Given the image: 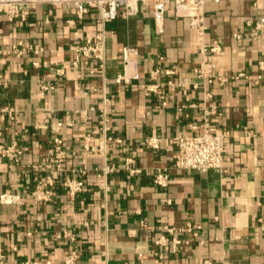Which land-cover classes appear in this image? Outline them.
I'll use <instances>...</instances> for the list:
<instances>
[{"label": "crops", "instance_id": "0c3cea01", "mask_svg": "<svg viewBox=\"0 0 264 264\" xmlns=\"http://www.w3.org/2000/svg\"><path fill=\"white\" fill-rule=\"evenodd\" d=\"M22 10L13 20L0 12V143L23 149L17 162L0 158V264H65L73 250L79 264H264V79L256 82L264 28L252 38L247 27L264 18V0L208 1L202 38L173 10L159 32L152 3L105 24L93 14L77 19L70 3ZM100 33L105 59L74 65L73 47ZM18 44L26 50L13 52ZM126 46L139 50L140 78L117 82ZM207 122L226 136L223 167L179 168L176 138ZM56 137L69 151L64 175L86 186L71 195L58 183L50 201L37 202L32 166ZM158 172L169 174L168 186L155 183ZM4 193L19 202H2ZM188 222L200 235H183L178 251L157 242L172 238L164 226Z\"/></svg>", "mask_w": 264, "mask_h": 264}, {"label": "built area", "instance_id": "2783aa9c", "mask_svg": "<svg viewBox=\"0 0 264 264\" xmlns=\"http://www.w3.org/2000/svg\"><path fill=\"white\" fill-rule=\"evenodd\" d=\"M210 0H0V12L9 16L11 20L18 17H25L22 10L23 5H36L38 3H48L53 6L70 3L74 6V12L77 19H85L90 15H95L96 21L101 24L118 17H130L139 13L140 5L142 3L153 4V16L158 24V31H163V24L166 16L170 10H173L176 17H184L190 20V28L194 36L202 38L206 32L205 23V9L206 4ZM214 2H221L222 0H212ZM70 24H74V19H69ZM247 27L250 30V36L255 38L259 31L264 28V18H259L254 21L253 18L247 20ZM105 39L103 33L97 34L94 37L86 38L84 42L79 43L73 49L79 54L74 60V65H78L82 60L88 63L91 60L105 59ZM22 44L12 46V51L15 53H22L26 49ZM206 44L201 45L202 50L207 49ZM210 49L214 53H219L221 47L215 42ZM139 50L134 46H126L123 49V71L118 74L117 82H131L140 78L139 74ZM159 60L163 61L164 56H159ZM216 66V57L203 64L198 73L200 77H207L209 75L208 69ZM263 68V63L261 62ZM165 72L168 75L174 74L175 70L172 68L162 69L158 67L155 74ZM242 74L236 75L238 77ZM224 82L225 77H219ZM264 79V75H258L256 82ZM211 81V77H209ZM169 84L174 86L173 80ZM49 88L50 86H45ZM52 87V86H51ZM143 87L148 93L157 92L159 86L156 84H144ZM166 104V102H163ZM13 108H3V112L12 113ZM193 130L190 133H184L176 138L178 145L176 164L179 168L189 170L206 171L209 169H221L227 154V146L225 144V134L215 132L210 124L207 122L205 128L198 131L197 126H192ZM89 140V138H86ZM148 144L157 148L159 147V139L152 137L148 140ZM85 148L89 149L88 141ZM23 155V149L18 148L14 144L0 143V158L6 159L9 162H17ZM69 157V151L66 148L65 142L62 138L56 137L53 145L47 150L46 156L39 163L33 164L36 172L35 179L37 185L32 191V196L37 202L50 201L54 196V188L58 183H61L64 188L74 195L85 189V182L75 177L65 176V166ZM114 168L107 167L106 172L112 171ZM155 183L160 186H168L170 183V176L165 172H158L155 176ZM2 202L14 203L19 202L20 196L11 193H4L1 195ZM164 228L171 234L172 238H161L157 242L159 244H168L172 251L176 252L181 248L182 244L186 242L182 238L183 235H200L202 226L200 224L186 223L183 226H164ZM168 249H165V251ZM164 253L160 254L163 257ZM80 254L77 250H73L65 259V264H79ZM206 260L204 264H209Z\"/></svg>", "mask_w": 264, "mask_h": 264}]
</instances>
